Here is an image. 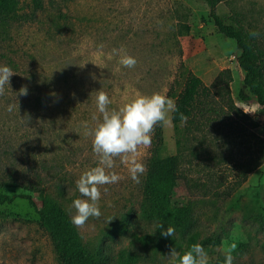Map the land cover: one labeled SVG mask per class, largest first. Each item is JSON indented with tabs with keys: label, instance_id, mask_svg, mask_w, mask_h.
I'll return each instance as SVG.
<instances>
[{
	"label": "rangeland",
	"instance_id": "obj_1",
	"mask_svg": "<svg viewBox=\"0 0 264 264\" xmlns=\"http://www.w3.org/2000/svg\"><path fill=\"white\" fill-rule=\"evenodd\" d=\"M19 1L21 18L0 24V65L15 73L0 96V178L41 176L47 195L71 219L70 205L81 198L75 182L98 163L92 138L82 127L97 123L92 119L100 115L97 91L108 94L109 109L139 94L175 100L192 71L215 97L211 111L202 114L206 101L198 104L197 136L180 148L176 142L184 124L172 113L174 126L163 127L160 153L179 156L180 186L196 206L191 232L185 239L176 233L163 237L154 223L140 218L144 176L134 183L118 158L111 171L124 179L106 186V193L101 189L102 215L77 229L87 243L108 245L117 260L123 255L130 264H173L170 249L182 255L208 236L215 241L202 245L208 264H225V251L233 245V264H264V161L251 165L264 145V106L239 98L240 51L218 32L205 1L42 0L38 9L31 0ZM215 11L224 23L238 21L256 33L264 47V0H222ZM121 48L137 60L134 68L121 66L119 56L109 58ZM224 69L240 118L212 87ZM222 85L217 87L222 90ZM22 86L26 95L19 94ZM150 149L140 150L145 165ZM57 180L67 187L65 198L55 187ZM0 194L8 197L0 203V264H60L39 226L42 198L21 186L0 187ZM120 225L123 232L116 230Z\"/></svg>",
	"mask_w": 264,
	"mask_h": 264
},
{
	"label": "trees",
	"instance_id": "obj_2",
	"mask_svg": "<svg viewBox=\"0 0 264 264\" xmlns=\"http://www.w3.org/2000/svg\"><path fill=\"white\" fill-rule=\"evenodd\" d=\"M203 1L209 8V15L218 32L233 39L240 51L237 56V63L244 75L242 88L238 92L239 98L243 101L254 98L260 106H264V47H262L257 36L252 35L254 32L245 29L240 22L235 21L226 24L222 21L215 11L217 4L222 0ZM31 2L36 9L42 6V0H31ZM19 4V0H0V24L18 21L21 18ZM228 72V69L221 70L213 81L212 87L225 106L240 118L242 113L235 106L230 96L229 81L231 76ZM222 82L224 85H222L221 90L217 86ZM210 100H215V97L209 88L199 76L188 71L184 85L174 100L178 108V111L175 112L178 117H180V113L187 117L183 135L176 142L179 148L185 147L191 138L197 136L195 127L201 121L195 119V109L200 102L206 101L207 107L201 113L205 114L211 111ZM163 146V127L157 126L147 158V172L142 182L141 198L138 203L139 216L144 221L154 223V225L160 221L165 228L171 226L179 238L185 239L196 224V206L194 200L180 186L179 156L177 154L162 156L160 153ZM261 150L262 154L251 161L253 167H257L264 161V145ZM42 169L47 170L46 174L53 176V169L46 168L45 164L42 165ZM57 174L60 176L58 171ZM244 178L243 176L239 183ZM8 186H21L42 198V205L37 209L39 226L49 236L60 259V264H130L128 258L123 255H120L117 260L108 245L87 243L77 227L71 223V219L64 213L62 205L47 195V188H45L44 179L41 176L37 175L33 178L26 175L21 179L13 176L0 178V187ZM55 187L60 196L65 198L67 195L65 183L57 180ZM6 200L8 197L0 194V203ZM116 230L123 232L124 229L120 225ZM155 230L160 233L159 229L155 228ZM199 244H215V241L211 236H208L202 238Z\"/></svg>",
	"mask_w": 264,
	"mask_h": 264
},
{
	"label": "clouds",
	"instance_id": "obj_3",
	"mask_svg": "<svg viewBox=\"0 0 264 264\" xmlns=\"http://www.w3.org/2000/svg\"><path fill=\"white\" fill-rule=\"evenodd\" d=\"M256 35V33H252ZM119 56V64L126 68H134L137 64L135 57L121 49H113L109 58ZM15 73L6 66L0 65V96L4 95L5 87L10 89V78ZM20 95H26V87H21ZM112 103L108 94L97 91L96 108L99 117L93 114L97 121L94 128L84 122V135L92 138V151L97 157V166L85 170L76 180V189L81 198L74 199L70 205L71 223L82 229L90 218H100V200L102 191L106 193L108 185H114L124 179L115 171L116 160L127 166L129 178L136 184L140 177L146 175V165L138 158L141 149H148L157 126L173 127L171 114L178 111L174 100L161 93L150 95L139 94L118 109H109ZM11 106L9 111H11ZM254 113V112H246ZM182 124H186L187 117L180 113ZM112 220V219H111ZM109 220V221H111ZM163 237H173L175 229L164 227L160 221L155 223ZM235 246L225 251V264H233L232 251ZM169 257L173 264H208L209 257L201 244H193L182 255L174 248L170 249Z\"/></svg>",
	"mask_w": 264,
	"mask_h": 264
}]
</instances>
